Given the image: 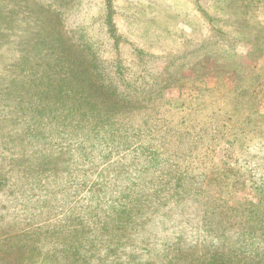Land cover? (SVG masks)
Masks as SVG:
<instances>
[{
	"label": "rangeland",
	"instance_id": "obj_1",
	"mask_svg": "<svg viewBox=\"0 0 264 264\" xmlns=\"http://www.w3.org/2000/svg\"><path fill=\"white\" fill-rule=\"evenodd\" d=\"M0 178V264H264V0L6 2Z\"/></svg>",
	"mask_w": 264,
	"mask_h": 264
},
{
	"label": "trees",
	"instance_id": "obj_2",
	"mask_svg": "<svg viewBox=\"0 0 264 264\" xmlns=\"http://www.w3.org/2000/svg\"><path fill=\"white\" fill-rule=\"evenodd\" d=\"M9 1H12V0H0V8L6 3V2H9ZM86 49L88 47H85ZM96 67V65H92V63L90 61H87V63H84L82 64L79 68H81L82 70L84 69H90L93 71V67ZM95 72H96V69H95ZM94 73V72H93ZM95 77H96V74H94ZM90 80L87 78V82H89ZM99 84V86L97 85L96 88H102V85H100V83H97ZM61 93H62V96L66 93V91H63L61 90ZM68 95L71 96V101L73 104H75L77 102V100L79 99V94L78 95H74L73 92L69 93ZM68 97H66V100H68ZM65 100V99H63ZM60 102H63L62 99ZM73 109H71L72 111ZM77 110V109H76ZM69 112V111H68ZM97 130H100V131H96ZM96 129H94L95 133H102L103 131H107L105 128L101 127V126H97ZM123 139V138H122ZM127 146H130L127 148V150L125 152H128L130 153L132 150H133V147L129 144ZM108 151V150H107ZM111 152V151H110ZM124 154V153H123ZM104 158V157H103ZM153 160H150L151 162H154V165L155 164H158L159 161L157 160V158H155V156L151 157ZM150 162V163H151ZM148 163V164H150ZM162 163V159H161V162L159 163L161 165ZM5 180H3L2 178H0V186H2L3 182ZM129 193H131L130 190H128ZM133 192V191H132ZM134 193V192H133ZM131 196V195H129ZM118 198V196H116ZM127 200V197H121V199L119 200H114L115 202L113 203V205H109L107 206L108 209H110L112 206L116 205V206H119L121 209H124L125 207H127V202H125ZM130 201V197H128V202ZM126 213H128V210L126 211ZM156 215V212L154 211L153 209V214L151 216L150 219H154L155 216L153 215ZM148 226L145 224V227ZM177 235L173 236L172 238L169 237L167 238V240H171L170 242L171 243H168L167 241V244L164 242L162 244V248L163 249H156L154 244H151L148 242V240L146 242H144L143 244H140L139 247L137 248L138 251H133L134 253H129L128 255V258H122V259H119L117 260V262L115 264H158V262L156 261V256L160 253H163L169 258V261L166 263V264H226L224 262V259H219V257H216V258H211L209 260H197L198 261H194L192 259H187L185 257H188L189 254L193 253V251L191 249H187L186 246H182V238L183 236L181 234H178L176 233ZM164 240V239H163ZM94 242H89L88 245L89 247L93 244ZM123 247L120 246L119 249H121ZM77 255V257L79 258L77 252H76V249H73ZM82 251V250H81ZM162 251V252H161ZM110 251L108 253V255H110ZM160 257V256H158ZM197 257V256H196ZM88 262H86L87 264Z\"/></svg>",
	"mask_w": 264,
	"mask_h": 264
}]
</instances>
